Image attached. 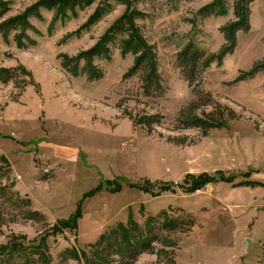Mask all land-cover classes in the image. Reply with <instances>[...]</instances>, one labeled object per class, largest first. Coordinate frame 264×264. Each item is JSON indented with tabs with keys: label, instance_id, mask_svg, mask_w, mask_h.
I'll return each mask as SVG.
<instances>
[{
	"label": "rangeland",
	"instance_id": "obj_1",
	"mask_svg": "<svg viewBox=\"0 0 264 264\" xmlns=\"http://www.w3.org/2000/svg\"><path fill=\"white\" fill-rule=\"evenodd\" d=\"M3 1L8 11L0 22L39 0ZM212 1L137 2L147 13L137 23L158 56L162 88L151 93L143 70L125 78L135 55L123 54L118 42L110 45V59L95 61L101 79L63 66V56L104 37L127 11L124 4L110 0L109 10L97 16L104 0L63 2L29 18L33 29L21 41L16 30L0 34V68L11 73L8 80L0 77V248L37 243L45 245L50 264H84L65 260V251L81 254L120 222L145 225L168 212L191 215L195 225L175 233L167 253L157 243L154 253L143 252L131 264H262L264 70L237 78L264 57V0L251 4V29L238 32L234 52L190 84L178 53L191 40L218 53L222 27L236 19L234 0H227L225 15L200 16ZM199 89L213 102L198 114L215 111L216 104L233 110L225 112L223 127L207 133L177 128L180 110ZM152 114L162 117L151 128L138 122ZM205 176L212 179L193 190ZM250 181L258 183L246 185ZM78 208L81 216L66 227L63 221Z\"/></svg>",
	"mask_w": 264,
	"mask_h": 264
},
{
	"label": "trees",
	"instance_id": "obj_2",
	"mask_svg": "<svg viewBox=\"0 0 264 264\" xmlns=\"http://www.w3.org/2000/svg\"><path fill=\"white\" fill-rule=\"evenodd\" d=\"M93 1L39 0L29 6L22 14L9 17L0 22V34L7 36L11 31L16 30L19 33L18 39L21 41L22 35L28 37L26 35L27 30L33 29L29 18L33 16L39 17L42 8H55L63 2L67 6H77L89 4ZM109 1L104 0V6L96 12L97 16L109 10ZM113 1L124 4L127 7V11L114 22L104 37L93 47L81 51L76 56H63V66L73 74H86L89 80L101 79L104 76V71L95 61L96 59H110V45L118 42L123 54L132 53L135 55L134 64L126 73L125 78L131 77L137 74L138 71L143 70L146 93L158 91L162 86L158 70L157 52L154 45L144 36L141 26L137 23L138 19L147 17V13L138 9L137 2L140 0ZM253 2L254 0H234L236 19L222 27L221 30L225 37V43L218 53L208 54L207 51L200 48L193 40L178 53V64L190 84L198 80L203 70L212 62L217 61L222 63L227 54L234 52L237 47L238 32H247L251 29L250 6ZM7 11V3L0 0V19L4 18ZM227 12V0H214L200 8L199 14L202 17H206L210 15H225ZM262 70H264V57L256 61L249 70L242 71L237 80L240 81L253 77ZM10 75V71L0 68V77L3 80H8ZM196 94L197 99L180 110L176 120L177 128L197 127L207 133L212 128L223 127L225 125V112L232 115L233 110L227 106L222 107L221 104H216L214 105L215 111L206 112V109H204L202 110V114H198V110L212 104L213 97L210 92L202 89L197 90ZM161 117L162 115L152 114L138 118V122L151 128L154 123L161 121ZM203 178L201 184L192 187L193 190L205 185L212 179L207 176ZM197 179L191 176L190 180L193 182V180L197 181ZM257 183L256 181H250L246 182V185H256ZM0 192L4 194L2 189H0ZM36 216L37 214H32V217ZM80 216L81 208H78L76 213L69 220L63 221V223L67 227ZM194 225L195 219L191 215H170L168 212L150 216L145 225L129 219L126 223L120 222L112 229L102 233L95 242L88 245L90 248L88 251L82 250L80 251L81 254H79L75 248L67 249L64 253V259L74 258L79 261L83 259L84 264H131L143 252L154 253L157 250V243L164 246L161 253H167L166 247L176 244L172 236L177 232H188ZM260 256L262 264H264V240L260 245ZM0 264H50V262L46 255L45 245L36 243L30 246L24 242L22 243V241H14V245L11 248H0ZM170 264H174V262Z\"/></svg>",
	"mask_w": 264,
	"mask_h": 264
}]
</instances>
